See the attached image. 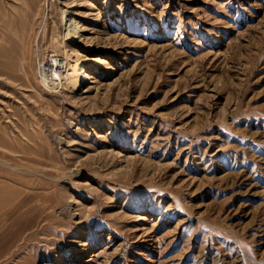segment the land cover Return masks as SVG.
I'll return each instance as SVG.
<instances>
[{"label":"rangeland","instance_id":"1","mask_svg":"<svg viewBox=\"0 0 264 264\" xmlns=\"http://www.w3.org/2000/svg\"><path fill=\"white\" fill-rule=\"evenodd\" d=\"M0 264H264V0H0Z\"/></svg>","mask_w":264,"mask_h":264},{"label":"bare ground","instance_id":"2","mask_svg":"<svg viewBox=\"0 0 264 264\" xmlns=\"http://www.w3.org/2000/svg\"><path fill=\"white\" fill-rule=\"evenodd\" d=\"M62 20L64 21L63 23L65 24V30H66L65 35L67 37H69L72 41L81 40L82 36H83L82 31L84 28L78 24L76 19H74V17L72 16V12L71 11L69 12L68 10H63ZM73 56H74V54H73ZM57 58H53V59L48 58L49 62H45L43 64L42 72H44V71L48 72V68L56 65L59 62ZM56 61H58V62L56 63ZM72 67L73 68H72V71L70 72L69 76H70V79L73 81V85L75 86V89H76V87H79V86L87 89L88 88L87 83L91 77L89 75V73L84 69V66L81 63H79L78 61H75L74 64L72 65ZM51 76H52V74H51ZM56 76H57L56 78H58L57 74H56ZM60 82H61V80H60ZM82 88H80V89H82Z\"/></svg>","mask_w":264,"mask_h":264}]
</instances>
